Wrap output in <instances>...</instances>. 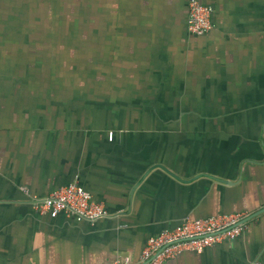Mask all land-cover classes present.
I'll return each instance as SVG.
<instances>
[{
  "label": "crops",
  "instance_id": "crops-1",
  "mask_svg": "<svg viewBox=\"0 0 264 264\" xmlns=\"http://www.w3.org/2000/svg\"><path fill=\"white\" fill-rule=\"evenodd\" d=\"M200 1L202 35L188 0H0V264H137L233 212L242 235L161 264H264V0ZM72 181L112 215L33 210Z\"/></svg>",
  "mask_w": 264,
  "mask_h": 264
},
{
  "label": "built area",
  "instance_id": "built-area-1",
  "mask_svg": "<svg viewBox=\"0 0 264 264\" xmlns=\"http://www.w3.org/2000/svg\"><path fill=\"white\" fill-rule=\"evenodd\" d=\"M212 7L200 0H188L187 29L202 35L212 27ZM112 132L109 136L112 137ZM25 193H29L23 188ZM30 204L36 212L57 216L63 214L77 221L94 223L112 213L102 202L79 182L72 181L48 195L29 194ZM246 212L212 215L206 218L186 219L180 224L149 237L140 253L137 264H161L189 250L201 253L205 248L224 240H234L248 226ZM108 264H132L128 257L115 259Z\"/></svg>",
  "mask_w": 264,
  "mask_h": 264
},
{
  "label": "rangeland",
  "instance_id": "rangeland-1",
  "mask_svg": "<svg viewBox=\"0 0 264 264\" xmlns=\"http://www.w3.org/2000/svg\"><path fill=\"white\" fill-rule=\"evenodd\" d=\"M0 23H1L0 24V40L2 38H4L6 35H8L9 33L13 35L15 33H18L20 30V27H18V26H16L17 28L16 27L7 28V27H4V25H2L3 22H0ZM21 29H23V28H21ZM1 44L2 43H0V45ZM74 76L77 80L81 75H74Z\"/></svg>",
  "mask_w": 264,
  "mask_h": 264
},
{
  "label": "water",
  "instance_id": "water-1",
  "mask_svg": "<svg viewBox=\"0 0 264 264\" xmlns=\"http://www.w3.org/2000/svg\"><path fill=\"white\" fill-rule=\"evenodd\" d=\"M259 213V212H258ZM250 218L248 217L247 220H249Z\"/></svg>",
  "mask_w": 264,
  "mask_h": 264
}]
</instances>
